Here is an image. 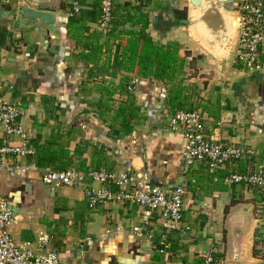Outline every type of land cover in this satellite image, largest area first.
<instances>
[{"label": "crops", "instance_id": "obj_1", "mask_svg": "<svg viewBox=\"0 0 264 264\" xmlns=\"http://www.w3.org/2000/svg\"><path fill=\"white\" fill-rule=\"evenodd\" d=\"M23 1L37 10L58 12L56 24L21 19ZM105 1L0 0V103L21 109L19 122L35 151L34 156L6 161V167L18 164L25 173H0V196L17 217L11 234L18 244L31 243L33 252L41 238H48L44 250L57 253L60 264H205L204 252L212 244L216 264H259L264 259V194L231 183L229 177L253 174L264 157V72L244 73L230 50L222 47L218 55L205 46L188 26L183 0H151L144 8L150 16L147 34L158 45H178L188 56L176 83L140 79L123 64L131 45L123 32H138L140 26L102 27ZM109 1L112 8L141 3ZM222 2L229 12H238L236 0ZM238 39L235 31L236 46ZM180 79L186 108L171 109ZM123 80L139 82L134 92L140 119L134 120L132 134L116 139L111 125H118L115 119L125 97L115 89ZM182 111L200 112L215 141L247 147L254 156L215 174L204 164L186 169L183 135L167 126L171 115ZM18 142L15 136H0V147ZM47 151L59 159L43 161ZM59 168L81 172L87 185L96 188L100 184L93 182L91 172L127 170L155 186L181 185L187 191L184 221L192 231L168 233L170 251L161 255L159 214L146 226L138 206L112 203L91 209L83 188L42 182L47 171H66L55 170ZM136 226L141 233L133 231Z\"/></svg>", "mask_w": 264, "mask_h": 264}, {"label": "built area", "instance_id": "obj_2", "mask_svg": "<svg viewBox=\"0 0 264 264\" xmlns=\"http://www.w3.org/2000/svg\"><path fill=\"white\" fill-rule=\"evenodd\" d=\"M236 2L240 22L234 64L244 73L264 72V0H236ZM78 12L79 7L76 3L74 13ZM101 15L102 27L110 28L111 1L107 0L103 3ZM138 83L137 80L131 81L134 91ZM21 115L18 106L0 103V136L1 134L8 137L15 136L19 141L18 145L4 144L0 147V173L7 170L11 176L25 173L26 168L18 164L6 167L8 157L27 158L35 155L30 144V136L19 122ZM167 126L172 132L183 135V162L186 169L204 164L210 174H215L227 165L254 156V151L247 147L225 146L215 141L209 133L204 117L198 111L175 113L169 118ZM89 176L94 183L100 184L99 188L87 185L86 176L74 169L61 172L47 171L42 175V182L47 186L83 188L91 209L112 203L138 206L142 210L141 219L146 226L151 225L152 220L159 214L163 221V231L157 249L161 255L170 251L168 233L179 231L182 235H186L192 231L191 225L185 224L184 221V201L187 191L183 186H155L136 172L128 170L91 172ZM229 181L256 187L264 194V157L256 172L246 176L231 174ZM16 222L17 217L8 201L0 196V264H60L57 253L44 250L48 238L40 239L37 252L31 250V243L18 244L9 230ZM133 231L141 233L142 228L136 226ZM149 239L154 241V235H150ZM204 262L216 264V247L213 244L204 252ZM259 264H264V259Z\"/></svg>", "mask_w": 264, "mask_h": 264}, {"label": "trees", "instance_id": "obj_3", "mask_svg": "<svg viewBox=\"0 0 264 264\" xmlns=\"http://www.w3.org/2000/svg\"><path fill=\"white\" fill-rule=\"evenodd\" d=\"M151 0H141L139 6L131 7L130 5H114L112 8V30L121 23L140 26L138 32H127L123 34L129 35L131 38V45L129 47V57L124 56L123 64L130 72H136L140 79L143 80H159L164 83H176L175 80L181 77L186 65V53H180V47L175 44L158 45L154 42L147 30L150 26V16L145 13L144 8H148ZM144 3V4H143ZM102 14V9H101ZM125 14V15H124ZM88 58V57H87ZM183 79L178 81L172 91L170 98L171 109H185L186 100L182 98ZM131 82L123 80L118 89L120 96H124L119 104V110L116 115V123L118 125H111V135L113 138L119 139L128 136L134 132L133 122L140 119V107L136 104V96ZM114 91L109 93L110 101H113L116 95ZM142 118V117H141ZM43 154L42 160L55 163V159H59L57 153ZM79 152V151H78ZM61 160V158H60ZM40 163V162H39ZM41 165V163H40ZM55 170H66V168H59ZM67 171V170H66Z\"/></svg>", "mask_w": 264, "mask_h": 264}, {"label": "water", "instance_id": "obj_4", "mask_svg": "<svg viewBox=\"0 0 264 264\" xmlns=\"http://www.w3.org/2000/svg\"><path fill=\"white\" fill-rule=\"evenodd\" d=\"M187 8V23L205 46L213 47L216 54L223 50L231 51L234 58L235 41L233 34L239 32L240 15L237 11L229 12L222 0H183ZM20 18L27 21L40 22L46 26H54L58 12L41 11L32 8L25 1L19 6ZM217 49V50H216Z\"/></svg>", "mask_w": 264, "mask_h": 264}, {"label": "rangeland", "instance_id": "obj_5", "mask_svg": "<svg viewBox=\"0 0 264 264\" xmlns=\"http://www.w3.org/2000/svg\"><path fill=\"white\" fill-rule=\"evenodd\" d=\"M183 14H184V16H186V12H184ZM200 62L202 63V61H200Z\"/></svg>", "mask_w": 264, "mask_h": 264}]
</instances>
